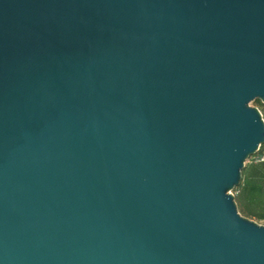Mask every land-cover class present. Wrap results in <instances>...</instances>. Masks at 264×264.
<instances>
[{"label": "water", "instance_id": "95a60500", "mask_svg": "<svg viewBox=\"0 0 264 264\" xmlns=\"http://www.w3.org/2000/svg\"><path fill=\"white\" fill-rule=\"evenodd\" d=\"M256 100L264 0H0V264H264Z\"/></svg>", "mask_w": 264, "mask_h": 264}, {"label": "trees", "instance_id": "16d2710c", "mask_svg": "<svg viewBox=\"0 0 264 264\" xmlns=\"http://www.w3.org/2000/svg\"><path fill=\"white\" fill-rule=\"evenodd\" d=\"M261 104L256 100L253 105ZM264 144L243 169L241 184L234 190L239 211L257 221H264Z\"/></svg>", "mask_w": 264, "mask_h": 264}, {"label": "built area", "instance_id": "2783aa9c", "mask_svg": "<svg viewBox=\"0 0 264 264\" xmlns=\"http://www.w3.org/2000/svg\"><path fill=\"white\" fill-rule=\"evenodd\" d=\"M256 107L260 110L262 117L264 119V103L261 101V104L256 105ZM260 160H264V156L261 157Z\"/></svg>", "mask_w": 264, "mask_h": 264}, {"label": "rangeland", "instance_id": "374dc122", "mask_svg": "<svg viewBox=\"0 0 264 264\" xmlns=\"http://www.w3.org/2000/svg\"><path fill=\"white\" fill-rule=\"evenodd\" d=\"M255 220V219H254ZM257 221V220H256ZM260 224H264V221H258Z\"/></svg>", "mask_w": 264, "mask_h": 264}]
</instances>
